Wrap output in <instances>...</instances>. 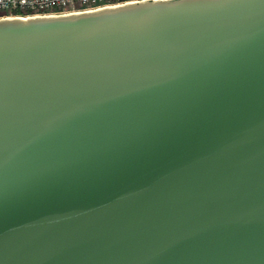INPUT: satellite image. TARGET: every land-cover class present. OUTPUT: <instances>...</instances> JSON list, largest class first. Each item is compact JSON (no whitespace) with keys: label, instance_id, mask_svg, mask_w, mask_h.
Here are the masks:
<instances>
[{"label":"water","instance_id":"1","mask_svg":"<svg viewBox=\"0 0 264 264\" xmlns=\"http://www.w3.org/2000/svg\"><path fill=\"white\" fill-rule=\"evenodd\" d=\"M0 264H264V0L0 18Z\"/></svg>","mask_w":264,"mask_h":264},{"label":"built area","instance_id":"2","mask_svg":"<svg viewBox=\"0 0 264 264\" xmlns=\"http://www.w3.org/2000/svg\"><path fill=\"white\" fill-rule=\"evenodd\" d=\"M132 1L138 0H0V18L64 14Z\"/></svg>","mask_w":264,"mask_h":264}]
</instances>
